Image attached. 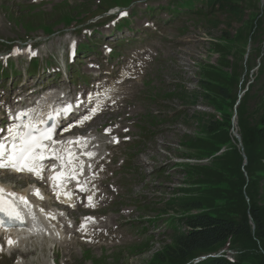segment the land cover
<instances>
[{"label":"rangeland","instance_id":"obj_1","mask_svg":"<svg viewBox=\"0 0 264 264\" xmlns=\"http://www.w3.org/2000/svg\"><path fill=\"white\" fill-rule=\"evenodd\" d=\"M38 1L37 6L26 7L32 0H0V37L18 39L41 34L40 26L56 27V23L60 24L56 28L62 27L66 25L62 22L77 17L82 3L89 9L92 4V0ZM166 1L155 0L152 4ZM242 7L241 15L226 13L216 19L215 24L197 21L194 15L183 26L182 22H177L170 28L168 34L180 37L186 44L173 57L175 68L167 70V79L184 84L191 92H200L196 99L199 104L192 107L177 99H168L165 114L184 108L187 115L158 121L165 132L151 145L146 162L151 161L149 166L153 168L163 166L167 175L154 180L150 187L149 192L157 193L163 200L161 205L152 207L151 216L165 209L164 202L168 199L179 202L180 198L189 199L204 212L235 223L241 221L253 196L264 209V0H242ZM52 9L60 14L56 18L44 17L45 23L42 14L48 16L55 12ZM6 49L0 46L1 53ZM8 82L0 79L4 85ZM223 92L228 94L229 100ZM241 95L242 104L238 106ZM240 106L243 115L239 113ZM201 113L210 116V127L198 126L196 119ZM243 125L245 134L249 131L245 138ZM259 128L261 136L255 131ZM226 171L231 173L226 175ZM199 182L206 185L207 198L212 202L209 207L215 208L212 211L206 208L204 199L199 202L196 187ZM223 184H227V190L222 189ZM180 188H188L189 192L182 194L178 191ZM234 200L237 209L229 206ZM189 214L176 207L164 213V218L170 215L180 219ZM160 225L164 230V224ZM169 243L167 239L152 243L148 248L122 250L110 256L107 263L162 264L165 261V264L163 248ZM229 247L233 251L230 256L233 264H264V246L254 235L232 239ZM83 264L93 263L88 259L83 260Z\"/></svg>","mask_w":264,"mask_h":264},{"label":"trees","instance_id":"obj_2","mask_svg":"<svg viewBox=\"0 0 264 264\" xmlns=\"http://www.w3.org/2000/svg\"><path fill=\"white\" fill-rule=\"evenodd\" d=\"M232 14L234 16L241 15L242 9L239 6H231ZM223 96L229 100V96L226 92H223ZM264 105V100H263ZM239 113L243 115V107L240 106ZM264 122V120H263ZM198 126L201 128H208L211 124L206 123L205 119H198ZM244 125L242 126V129ZM244 134L245 130L243 129ZM257 135L261 136V129L255 130ZM249 133L245 134V136ZM247 144V143H246ZM184 202L183 205L177 204L179 208H191L193 205L188 206ZM248 206L245 207V210ZM263 208L257 206L253 201L251 206L243 213L240 222L235 223L232 219L224 217H217L211 214H196L185 218L184 226L187 230L180 232L173 236L171 245L168 246L166 253L177 264H184L190 262L198 257L218 252L220 249L226 247L230 240L239 238L242 236L250 237L255 234V237L264 246V214ZM249 216L255 225L253 232L250 224ZM264 263V255L262 256ZM197 264H233L231 261L221 257H209Z\"/></svg>","mask_w":264,"mask_h":264},{"label":"snow or ice","instance_id":"obj_3","mask_svg":"<svg viewBox=\"0 0 264 264\" xmlns=\"http://www.w3.org/2000/svg\"><path fill=\"white\" fill-rule=\"evenodd\" d=\"M29 113L24 112L22 116H26ZM27 128V131L23 134L16 132L13 135V140L15 141L16 137H19L20 143L17 145L13 143L11 153L5 155L4 145L0 144V168H11L15 171H28L34 174H39L37 169L39 168V160L42 159V156H37L36 149L43 148L44 140H51V132L48 129L40 130L35 128L34 125L28 124L24 125ZM37 132L38 135H33V132ZM10 134L13 133L12 129H9ZM7 193L9 196H15L16 193L10 192L0 185V212L5 211L4 204L8 203L4 201L3 194ZM39 193L37 192V195ZM21 200H24V197H20ZM9 215L11 218L19 219V214L16 212L15 208L11 203H8ZM9 245L12 244V241H8Z\"/></svg>","mask_w":264,"mask_h":264},{"label":"bare ground","instance_id":"obj_4","mask_svg":"<svg viewBox=\"0 0 264 264\" xmlns=\"http://www.w3.org/2000/svg\"><path fill=\"white\" fill-rule=\"evenodd\" d=\"M227 73V72H226ZM226 73H224V75H226ZM231 76V75H230ZM228 78V77H227ZM212 147V146H211ZM202 190V189H201ZM234 201H231L230 203H233Z\"/></svg>","mask_w":264,"mask_h":264}]
</instances>
